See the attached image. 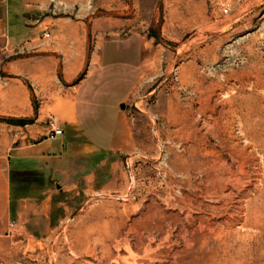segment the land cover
<instances>
[{
  "label": "rangeland",
  "instance_id": "1",
  "mask_svg": "<svg viewBox=\"0 0 264 264\" xmlns=\"http://www.w3.org/2000/svg\"><path fill=\"white\" fill-rule=\"evenodd\" d=\"M221 1L121 14L138 40L124 108L122 78L96 108L98 137L72 142L81 173L50 226L0 237V264H264V0L229 14Z\"/></svg>",
  "mask_w": 264,
  "mask_h": 264
},
{
  "label": "crops",
  "instance_id": "2",
  "mask_svg": "<svg viewBox=\"0 0 264 264\" xmlns=\"http://www.w3.org/2000/svg\"><path fill=\"white\" fill-rule=\"evenodd\" d=\"M140 5V0H0V237L14 229L42 233L50 226L59 193L68 189L65 182L81 173L69 157L72 142L97 138L95 128L107 124L94 118L112 93L110 83L122 78L126 83L114 107L131 90L138 40L121 37L125 25L133 24L121 14ZM105 14H120L114 31L106 29ZM118 50L123 56H116ZM51 115L64 129L56 139L48 133Z\"/></svg>",
  "mask_w": 264,
  "mask_h": 264
},
{
  "label": "built area",
  "instance_id": "3",
  "mask_svg": "<svg viewBox=\"0 0 264 264\" xmlns=\"http://www.w3.org/2000/svg\"><path fill=\"white\" fill-rule=\"evenodd\" d=\"M232 7H233V0H222L220 2L221 11L224 14H229L232 10ZM47 127H48L49 137L52 139L59 138L64 134V129L60 123L59 118L56 115L49 116L47 120Z\"/></svg>",
  "mask_w": 264,
  "mask_h": 264
},
{
  "label": "water",
  "instance_id": "4",
  "mask_svg": "<svg viewBox=\"0 0 264 264\" xmlns=\"http://www.w3.org/2000/svg\"><path fill=\"white\" fill-rule=\"evenodd\" d=\"M122 108H124V104L122 105Z\"/></svg>",
  "mask_w": 264,
  "mask_h": 264
},
{
  "label": "bare ground",
  "instance_id": "5",
  "mask_svg": "<svg viewBox=\"0 0 264 264\" xmlns=\"http://www.w3.org/2000/svg\"><path fill=\"white\" fill-rule=\"evenodd\" d=\"M127 248H128V247H127ZM128 249H129V248H128ZM128 249H127V250H128ZM128 251H129V250H128ZM130 252H131V251H130ZM131 255H132V254H131Z\"/></svg>",
  "mask_w": 264,
  "mask_h": 264
}]
</instances>
